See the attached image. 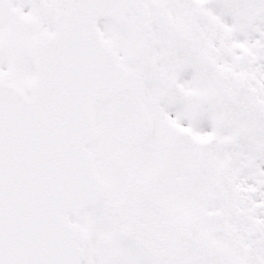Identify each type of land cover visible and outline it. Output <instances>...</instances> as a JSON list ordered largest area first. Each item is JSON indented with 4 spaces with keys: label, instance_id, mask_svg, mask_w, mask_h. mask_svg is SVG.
Masks as SVG:
<instances>
[{
    "label": "snow or ice",
    "instance_id": "1",
    "mask_svg": "<svg viewBox=\"0 0 264 264\" xmlns=\"http://www.w3.org/2000/svg\"><path fill=\"white\" fill-rule=\"evenodd\" d=\"M0 264H264V0H0Z\"/></svg>",
    "mask_w": 264,
    "mask_h": 264
}]
</instances>
